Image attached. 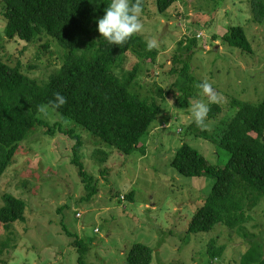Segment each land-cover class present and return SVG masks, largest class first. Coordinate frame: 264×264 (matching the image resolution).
I'll return each mask as SVG.
<instances>
[{
    "label": "rangeland",
    "instance_id": "1",
    "mask_svg": "<svg viewBox=\"0 0 264 264\" xmlns=\"http://www.w3.org/2000/svg\"><path fill=\"white\" fill-rule=\"evenodd\" d=\"M142 1L143 28L137 34L155 41L157 57L142 62L138 81L147 86L144 95L157 86L165 94L171 91L157 99L161 111L143 140L146 154L126 156L50 107L46 116L39 112L44 124L20 144L0 183V208L6 194L26 203L25 221L0 223V264H81L76 239L87 246L84 264H126L128 250L137 243L152 248L151 264H240L251 240L264 243V200L243 231L219 225L211 233L188 234L215 179L185 177L171 166L184 144L213 165L227 163L229 155L218 145L224 123L240 103L264 98V22L253 21L249 0H177L163 14L157 0ZM3 9L0 4V59L19 65L32 79L48 81L61 67L65 50L46 36L30 43L8 39ZM231 26L246 29L252 54L223 43ZM193 35L199 41L189 53L192 72L218 95V102L209 105L204 128L192 121L189 107L178 106L181 91L175 86L180 82L171 74L173 67H181L173 63L179 42ZM139 61L129 52L124 71ZM197 99L206 97L197 93ZM197 128L209 137L197 135ZM75 135L83 139L80 158L98 189L91 200L73 163ZM101 152L108 155L105 163ZM131 192L133 200L126 199ZM211 240L225 246L221 258L211 260Z\"/></svg>",
    "mask_w": 264,
    "mask_h": 264
},
{
    "label": "trees",
    "instance_id": "2",
    "mask_svg": "<svg viewBox=\"0 0 264 264\" xmlns=\"http://www.w3.org/2000/svg\"><path fill=\"white\" fill-rule=\"evenodd\" d=\"M177 0H157L160 13H167ZM225 0H220L223 3ZM108 0H0L3 16L7 20L5 35L30 43L44 36L52 38L65 50L61 67L49 80L39 81L26 75L22 68L0 59V183L13 164L18 148L28 134L44 122L38 117L40 106H48L59 115L80 125L108 147L129 156L134 152L146 154L143 140L155 121L161 107L159 97L165 99L160 86L149 89L140 85L139 71L144 60L154 62L157 51L146 48V42L137 33L122 45H109L99 40L97 18L104 15ZM253 21L264 22V0H249ZM142 8L143 1L141 0ZM232 49L252 54V43L246 29L231 26L222 37ZM198 39L187 36L179 42L178 54L173 57L172 68L180 84L178 106L188 108L195 102L201 82L192 72L189 55ZM132 52L140 61L131 71H124L127 54ZM188 55V56H186ZM66 97V103L53 109L49 101L55 93ZM239 104V101L236 100ZM218 110V108H216ZM225 124L219 148L229 155L225 166L213 165L199 150L188 144L180 147L171 166L182 176L214 178L215 183L190 223L188 234L211 233L223 225L230 230L243 231L251 221V212L264 200V98L260 103L243 102ZM197 135L209 136L197 128ZM72 134V133H71ZM73 163L77 166L88 199L98 193L95 180L86 171L80 154L83 139L75 135ZM146 143V142H145ZM101 163L108 155L101 152ZM133 200V192L125 195ZM0 223L6 226L25 221L26 203L13 195L3 196ZM12 236V234H10ZM79 261L84 264L87 246L76 239ZM225 246L211 240L208 254L212 259L224 255ZM153 250L147 245L134 244L127 253L126 264H151ZM240 264H264V243L257 237L242 256Z\"/></svg>",
    "mask_w": 264,
    "mask_h": 264
},
{
    "label": "clouds",
    "instance_id": "3",
    "mask_svg": "<svg viewBox=\"0 0 264 264\" xmlns=\"http://www.w3.org/2000/svg\"><path fill=\"white\" fill-rule=\"evenodd\" d=\"M107 7L104 9V15L97 18V30L100 39L106 41L109 45H122L134 34L139 33L143 25L140 17L142 14L141 0H108ZM156 46L155 41L149 39L146 42L148 50ZM200 97L189 107L192 121L199 127H207L206 119L209 111V105L218 102V95L214 92L212 85L207 81H201L195 84ZM66 97L57 92L54 99L49 101L53 109L60 108L66 103ZM38 111L44 116L47 115V106H40Z\"/></svg>",
    "mask_w": 264,
    "mask_h": 264
}]
</instances>
